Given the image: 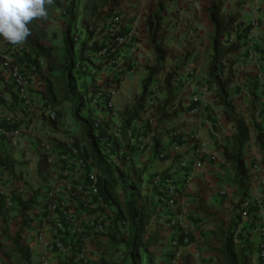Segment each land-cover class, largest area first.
I'll return each instance as SVG.
<instances>
[{"label": "trees", "instance_id": "1", "mask_svg": "<svg viewBox=\"0 0 264 264\" xmlns=\"http://www.w3.org/2000/svg\"><path fill=\"white\" fill-rule=\"evenodd\" d=\"M180 0H156V7L146 19L145 30L148 34L149 47L154 55V64L148 67V74L143 80L142 92L135 97L134 103L127 106L121 113L123 122V132L132 131L131 137H137L138 131L144 129L145 134L152 130L149 118L143 127L136 124L144 122V116L149 112V103L154 97V88L159 83V75L166 73L163 80L166 98L160 102L152 112L156 118L158 128L165 124L179 120L182 113H188L199 108L197 103L186 106L184 99L178 93L177 81L181 71L180 65L167 71L166 61L171 58L178 59L175 51L166 45L164 34V18L167 16L168 8L177 5ZM48 9L47 18L34 19L30 24V36L22 44L30 50L18 61V65L26 69L32 68L43 59L46 65L43 69L36 67L35 75L41 81L40 96L42 99V110L51 107L55 113V119H48L42 114L43 122L51 128L54 133L61 132L66 122V111L64 107L71 105V115L80 125V141H75L71 146L79 149L80 154L91 161L103 175L99 183L101 197L107 202L112 212V225L109 238L113 242L125 244L127 253L126 259L132 264H155L154 257L149 253L150 249L156 247L160 240L158 230L150 231L154 224V219L161 215V204L157 200L161 193L152 186V180L160 176L162 181L173 178L164 172L154 175L147 183L145 175L147 168L137 166L135 157V145L132 140L123 144L116 141L115 157L119 160L116 164L114 160L104 157L99 143L95 137L90 110V102L93 96L100 91L114 89L117 91L122 80L132 72L134 67L125 61L126 69L120 74L109 76L106 86L98 85V75L106 66H112L111 57H100L98 55L106 45L116 47L113 37L105 34V28L99 31L102 25L113 18H122L118 13L120 0H53L52 4L46 5ZM223 0H211L205 11V16L213 30V55L207 69V79L213 94V104L222 107L226 119L233 124L234 133L229 142L223 145L225 163L231 165L234 173L235 186L238 188L241 199L236 205L240 208V217L251 216L255 218L259 210V205L250 203L249 187L254 177L251 168L247 164V145L251 142L252 135L255 136V145L261 153L259 165L264 169V121H259L261 112L254 97L248 106V118L239 115L235 99L232 97L231 87L238 74L237 66L240 59L236 55L246 44L245 39L252 31L251 26H244L239 22L238 13L226 14L223 12ZM57 13H60L64 23L62 30V55L58 56L53 38L49 34L50 22L56 20ZM239 22L241 29L238 30L236 40L230 42L229 38L233 32V24ZM120 35H128L121 31ZM3 40L4 49L0 51V61L4 59V54L9 52L15 45ZM122 52L124 48L118 49ZM257 53L264 58V46L257 49ZM125 57V56H124ZM126 58V57H125ZM184 59H181L183 62ZM237 69V70H236ZM253 83L251 77H246ZM87 80L91 83L87 84ZM0 91L3 94H10L16 102L14 85L6 79L4 72L0 70ZM87 115H84L85 111ZM7 125H0V129ZM6 129H11L10 126ZM136 132V134H135ZM144 134V133H142ZM173 144L184 145V142L176 136L172 138ZM153 156L162 161L168 160V153L161 133H155L153 138ZM5 145V143H4ZM70 145L63 142L58 155L68 153ZM17 161L6 149H0V177L4 175L14 176ZM50 164L46 157H42L39 162L38 173L42 180L46 182V175L50 171ZM174 181V180H173ZM186 183V179H184ZM175 183V182H174ZM184 183V184H185ZM184 184L182 186H184ZM118 186L121 187L122 195ZM177 186V185H176ZM178 188V187H177ZM47 184L44 183L38 191L33 193L29 199L18 198V219L20 231L10 240L13 243V252L5 255L6 259H0V264H8L15 254L23 264H40L35 253H31L28 243H23L24 233L29 231V227L37 225L45 217L44 200H46ZM152 190V191H151ZM177 190V189H176ZM0 200L3 196L0 194ZM244 204H248L244 209ZM264 207V198L261 200ZM245 214V215H244ZM126 221L128 226L125 232L122 231L121 222ZM241 218L233 220L228 229L220 228L217 233L220 235V245L214 249L216 258L224 264H250L252 254L250 248L242 247L237 242L240 234L237 233ZM128 236L127 238L125 237ZM179 247H187L195 242V236L182 231L176 235ZM36 256V261L33 257ZM60 264H73L72 258H66Z\"/></svg>", "mask_w": 264, "mask_h": 264}, {"label": "crops", "instance_id": "2", "mask_svg": "<svg viewBox=\"0 0 264 264\" xmlns=\"http://www.w3.org/2000/svg\"><path fill=\"white\" fill-rule=\"evenodd\" d=\"M238 1L244 2V4L234 6L237 0H230L229 3H226V0H223V12L226 14L238 13L240 15L239 22H243L246 27L251 26V23L256 17L258 20L257 28H255L253 32L251 31L252 33H250L245 39L246 44L236 55V57L241 60L237 68L238 70L244 68L245 73L241 76L238 73L235 82L231 87L232 97L235 99L236 103L239 101V99L237 100L238 87L236 86H239L237 85L239 84L237 79L238 77H241L240 82L242 85H240L241 89H239V95L242 96L241 100L244 102L242 109L244 110L245 106H249L252 103L255 97V92L261 96L259 98L260 101H263L264 97V75L263 78L259 75V80L256 76L260 73L259 71H264V58L259 53H257L258 55L255 57L249 56L248 53V49L252 44H256V49H261L264 46V0ZM210 2L211 0H180L177 5L173 6V21L171 22L169 13L164 18L163 36L165 38V43L178 55L177 60L169 58L166 61L167 71H170L174 69L176 65H179L180 63L178 62L181 59H187V63L191 62L193 59L196 60L195 63H191L192 65L190 68L187 65V69L180 73L177 85H180L178 93L180 98L184 99L185 105L189 106L192 103H197L199 108L188 113H182L179 120L169 122L165 124V126L163 125L159 128L156 121L152 126V130L148 131L147 134H145L144 129H142L140 131L144 134H138V139L135 135L130 139L135 146H138L140 136H143V140L147 141L152 139L155 133L158 132L164 134L165 129H171L168 138H165L162 134L168 152V160L164 162L155 158L153 152L138 150V148L135 147L137 166L140 168H147V173L145 175L147 183H149L154 175H160L164 172L172 176L175 182L174 184L177 185V187L180 186L183 188L182 190L184 191V194L182 196V203H189L194 209L199 210L196 214L192 215V218H195L194 221L201 219V222L204 223L201 228L192 227V229H196L195 233L198 234V236H195V241H200L201 234H207V236L214 235L218 238L217 247H219L220 235L217 232L220 228L225 230L228 229L232 222L227 223L225 220L231 218L232 212L235 208L237 211H240V208L236 205L241 199V194L235 186L234 173L231 165L225 163L223 149H221L223 145H226L229 142L234 133V127L233 124L226 119L223 108L213 104V94L210 90L211 88L209 87L206 74L213 55V30L205 16V11L210 5ZM155 7L156 0H120V7L117 11L122 17V32L129 34L133 31V34L128 40V44L124 47V56L126 57L128 64H131L134 67L132 72L122 80L121 85L114 96L116 109L119 113L118 120L120 121L122 120L121 113L124 109L129 105L131 106L135 101L136 95L142 92L143 80L148 74V67L154 64V55L152 49L149 47L145 22ZM58 14L60 15V13H57L56 17H58ZM59 17L61 18V15ZM62 24H64L63 20ZM192 24L197 28L195 30L196 32L193 33L194 31L191 30L190 35H188L186 34L187 31L185 27H190ZM132 45L137 47L135 53L130 51ZM245 74H252L251 76L254 77L253 81H255V83L250 84L247 78L245 81ZM110 75L112 76L113 73L110 72ZM165 75L166 73L160 74L159 80L163 81ZM183 75L187 77H182ZM32 78L31 89H39V78L35 76ZM7 80L11 82L8 77ZM242 80H244L245 83ZM244 89L247 90V92L243 95L242 91ZM31 94L35 100V92H31ZM248 94H250V96ZM6 95L11 98L10 94H0V125H7L6 127L10 126V128H16L27 124L28 127L31 126L29 127L31 128V131L25 133L20 139H18L22 145L20 147H18V141L16 144H12L0 136V149H6L16 160L20 161V158H23L25 154V151H23L25 148L26 150H37L38 147L41 146L40 141H44V134H49L51 138H60L58 136H60L62 132H52L51 128L44 124L42 117L31 119L34 114H37L36 117H38L41 112L43 114V110L41 111L35 106H24L20 101L15 102L12 98L8 99ZM37 95L40 97V102H42L40 94L38 93ZM64 109L66 111V121H68L71 117V112L68 111L67 105ZM19 111L26 112V114L29 112V117L23 120L20 119ZM237 111H239V109H237ZM260 112L261 116L259 121H264V110L259 109V113ZM13 114H16L17 117L12 118ZM248 114V112L244 113L243 116L239 113V115L244 118H248ZM150 116L151 111L144 116V122H139L136 126L143 127ZM214 119L217 120L216 123H214ZM175 124H184L193 132V140L191 143L185 139L186 134L180 136L179 132L176 131L177 129L173 131V127L176 126ZM66 125L67 123L65 122L62 130H65L64 128ZM39 126L40 129H38ZM212 129H214L215 133H212ZM174 136L184 142V145H176L179 147L178 149L175 144H173L172 138ZM23 139L28 141H25L22 144V141H24ZM130 139L126 138L125 140L128 142ZM58 140L60 141L55 139L52 145V151L57 158L59 157L58 150L60 149V146H63L64 142L61 141V139ZM7 143H10L9 145H11V148L7 147ZM203 144L205 145V154L201 160V166L197 168L196 171L192 172V166L197 159L195 156L196 151L200 146H203ZM174 148L177 150L175 153H173ZM246 149L248 151L247 164L251 168V172L254 174L249 187V196L251 197L249 201L252 205L257 206V202L264 198V169H262L261 166L259 170L254 169V166L259 165L261 161V153L255 145L254 135H252L251 142L247 145ZM177 155L178 160L176 161L175 157ZM182 162H185L186 166H182ZM38 167L39 165H16L14 172L15 175L19 176V181H33L39 183L40 180L41 183L39 185L42 186L46 182L40 178ZM29 172L30 175H28ZM10 177L11 176L7 177L6 175L0 177L1 189H3L2 184L10 180L8 179ZM184 179H186V183ZM183 184L184 186H182ZM7 193L8 190L6 195ZM9 198H11L13 206H15L18 200L16 201L13 197ZM177 202L180 204L179 201ZM242 208H245V204ZM7 209L6 201L3 197V200H0V235L5 234V236L7 235L8 237L7 232L3 233L5 231L3 221L9 220L8 223L11 229V234L12 231L17 232L19 224H17V221L14 219H9V216L6 213ZM238 217L240 219V215H238ZM17 220L19 219L17 218ZM187 221V223L192 224L188 218ZM261 224H264V216H261L258 210L256 218L253 215H245L242 217L241 224L237 230V233L240 234L237 238L238 243H242L247 239L246 242L248 243L251 250L250 253L252 254L250 264H257L258 262L260 236L255 231ZM191 226L194 225L192 224ZM23 235L27 236L28 234L24 233ZM14 236H10L9 238H13ZM28 239L29 238H27V240ZM212 239L213 238H211L210 242ZM13 248L11 240L6 242L3 237H0V259L5 260V255L10 253V251L13 252ZM91 248L94 264L116 263L117 259H112L108 252L107 254L104 253V250L107 249V247L103 246L100 237L92 241ZM7 250L9 252H7ZM105 255H108L109 258L107 259ZM199 255L201 259L200 262H196L197 264H224L216 258V253L213 251L210 253L201 252L198 256ZM32 260L36 261V256H34ZM52 263L58 264V262H54L53 259L51 260V264Z\"/></svg>", "mask_w": 264, "mask_h": 264}, {"label": "built area", "instance_id": "3", "mask_svg": "<svg viewBox=\"0 0 264 264\" xmlns=\"http://www.w3.org/2000/svg\"><path fill=\"white\" fill-rule=\"evenodd\" d=\"M257 26L258 20L256 17L251 23L252 32ZM233 27L235 30H233L229 38L230 42L236 40L238 30L241 29L239 22H235ZM103 28H105L107 36L114 38L117 46L106 45L98 57L110 56L111 64L118 71H121L125 65L126 58L122 52L119 53L117 50L124 48L128 44L133 31L128 35H120L122 18L119 17L113 18L106 25H102L99 31ZM130 51L135 53L137 47L132 45ZM30 53V50L24 45H15L9 52L4 54V59L0 61V70L9 73V79L14 85L18 101L27 107H33V95L30 89L36 67L43 69L46 65V61L43 59H40L37 65L28 69L18 65V61ZM248 53L252 57L258 55L253 45L249 47ZM160 86H164L163 81ZM115 93L114 89L96 93L91 99L89 107L91 110L90 119L92 120L95 137L102 154L104 157L113 159L116 164H119L120 162L114 154L116 141L119 140L126 144L125 139L131 138L132 131L123 132V122L118 120L119 113L115 105ZM159 99H161V95L156 88L154 89V99L149 103V111H151L150 108L153 105L157 106ZM152 112L149 118L151 125L156 122ZM43 113L51 120L56 117V113L51 107H45ZM29 127L24 124L16 128L0 129V136L8 142L16 144L18 139L31 131ZM212 133H215L214 129H212ZM137 134L142 135V132L138 131ZM154 136L147 141H144L143 136H140L138 146L136 145L135 147L138 150L153 152ZM41 147L45 152L47 162L50 164V171L46 175L47 189L46 200H44L46 210L43 221L37 225L30 226L27 232L30 240L28 243L30 252L36 254L40 264H51L52 259L60 264L66 258H72L73 264H94L91 248L92 241L105 234L113 221L110 207L100 194L99 183L103 175L74 146L70 145L71 148L68 153H63L58 158H55L52 152V145L49 143L42 141ZM204 148L205 145L203 144L196 151L195 156L197 159L192 166V172L201 166V160L205 154ZM166 155L167 153L161 155V157ZM181 165L186 166V163L182 162ZM254 169L259 170L260 165L254 166ZM153 187L157 188L161 193V196L157 199L161 204V213L173 209L175 207V199L179 195L176 192L173 178L162 181L160 176H158L152 180L151 188ZM0 194L5 198L6 208L13 206L11 198L6 195L4 189L0 188ZM247 205L245 204V206ZM258 205L259 214L264 216V207L261 206L260 200L257 202ZM188 216L189 214L185 212L178 216L179 224L185 232H188L187 228H190V223H187ZM121 225L126 229L128 223L122 221ZM256 232L260 236L257 264H264V224L259 225ZM174 244L178 245V241L176 240Z\"/></svg>", "mask_w": 264, "mask_h": 264}, {"label": "rangeland", "instance_id": "4", "mask_svg": "<svg viewBox=\"0 0 264 264\" xmlns=\"http://www.w3.org/2000/svg\"><path fill=\"white\" fill-rule=\"evenodd\" d=\"M229 2H230V0H226V3H229ZM242 4H244V2H239L237 0V2L234 4V6L235 5L240 6ZM168 13L171 17V22H172L173 21V6H170L168 8ZM168 13H167V15H168ZM59 16L60 15L58 14V17H56V20L50 22L49 34H50V37L53 38V45L56 48L58 56L61 57V55H62V30L64 28V24H62V20ZM185 29L187 31L186 34L190 35L191 30L194 31L193 33H195L196 32L195 30L197 28H195V25L192 24L190 27H185ZM252 45L254 46V49L257 52V49L255 47L256 44H252ZM3 49H4L3 40H0V51H2ZM99 60H100V57H98L96 59V61H99ZM186 61H187V59H184L183 62H181V60H179L178 63H180L179 65L181 67L180 73L184 72L187 69V67H186L187 65L190 68L192 65L191 63L192 62L195 63L196 60L193 59L191 62H188V63ZM125 69H126V67L124 66L121 71H124ZM244 71H245L244 68L241 70H238L239 75L240 76L243 75V73H245ZM110 72H112L113 75H116L117 73L120 74V71H118V69H116L115 67L106 66L105 68L102 69L101 73H99V75H98L97 79H98V85L99 86H103V87L106 86L105 83H107L109 76H111ZM259 72L260 73L256 75L258 80L260 79L259 75H261V78H263V75H264V71H259ZM249 75L251 77L250 81H252L254 79V77L251 76L252 74H249ZM249 75L245 74L246 77H248ZM4 76L6 77V79H7V77L9 79V73L8 72H4ZM37 76L38 75H35V77H37ZM182 77H187V76L183 75ZM246 77H245V81H246ZM240 80H241V77H238L237 81L239 84H237V85H239V86H236V87H238L237 100L239 99V101L236 102V106H237V109H239L238 112L240 113V115L244 116V113L248 112L249 107L245 106V109L244 110L242 109L244 102H243V100H241L242 96L239 95V89H241L240 85H242ZM242 81H244V80H242ZM245 81H244V83H245ZM161 82H162V80H160L159 83L154 88V89L157 88L160 95H161V99L158 100L157 105L160 102L164 101L166 98V95H165L166 92L163 88L164 86L163 87L160 86ZM86 83L89 84L91 82L89 80H87ZM254 83H255V81H253V83H250V84H254ZM40 84H41V81H39V87H41ZM179 87H180V85L178 86V88ZM31 90H32L31 92H33V93L35 92V95H34L35 100L33 99V105L32 106L33 107L35 106L42 111V104H41L42 102H40V97L37 95L38 93H40L39 89L33 88ZM246 92H247V90L244 89L242 91V94L244 95ZM0 94H3L2 91H0ZM248 95L250 96V94H248ZM254 95H256V97L258 99L261 97L258 94H256V92L254 93ZM6 97L8 99H11L8 95H6ZM1 99H4V98H1ZM153 99H154V97H153ZM257 105H258L259 109L264 110V97H263V101L259 100L257 102ZM67 106H68V111L71 112L70 105L67 104ZM155 107L156 106L153 105L150 108V110L154 111ZM9 112H11V111H9ZM87 113H88V111L86 110L84 112V115H87ZM28 115H29V112H27V114H26V112L19 111V117L22 120L27 119V117H29ZM36 115L34 114V116L31 119L42 117V112L40 113V115L38 117H36ZM215 115H217V114H215ZM16 117H17V115L13 114L12 118H16ZM42 120H43V118H42ZM216 121L217 120L214 119V123H216ZM17 122H18V120H17ZM66 123H67V125L64 128L65 130H62L61 135L58 136L60 138H51V136L49 134H44V136H43L44 141L43 142L49 143L50 145H53V141L55 139L57 141H60L58 139H61V141L66 142L68 145H72L75 141L81 142L80 141V131H81L80 125L74 120L72 115H71L70 119L68 121H66ZM175 125L176 126L173 127L174 128L173 131H175L177 129L176 131L179 132L180 136L186 134L185 139L191 143L193 140V137H192L193 132L190 131L189 128L184 124H175ZM38 129H40V126L38 127ZM170 132H171V129H165L164 134L163 133H161V134H163L165 136V138H168ZM187 134H188V136H187ZM23 140L24 141H22V144L25 141H28L26 139H23ZM41 142L42 141H40V143ZM17 143H18V147L22 146L19 141ZM9 144L7 143V147L11 148V145H9ZM176 147H178V146H176ZM23 151H25V154H24L23 158H20V161L16 160L14 158V156H12L17 161L16 165H39V162L42 159V157H45V152L43 151V148L41 146H39L37 150H31V149L26 150V148H25ZM173 151H174L173 153H175L177 150L174 148ZM53 154H54V152H53ZM177 157H178V155L175 157L176 161L178 160ZM37 158H38V160H37ZM55 158H57V157L55 156ZM111 160H113V159H111ZM19 173H22V172H19ZM28 175H30V172L28 173ZM6 176L9 177L8 175H6ZM8 179H10V180H8L6 183L2 184L3 189L5 192H7V190H8L7 196L13 197L16 201L18 200V198H21L24 200L29 199V197L33 193L38 191L41 187V185H39L41 183L40 180H39V183L33 182V181L32 182L19 181V176L15 175V174L12 178L10 177ZM118 189L120 191V195H122L121 187L118 186ZM176 189H177L176 192H178L179 195L175 199V207L173 209L166 211V212H162L160 216L155 218L153 227L150 230V231L158 230L160 232V237H161L158 245L156 247L151 248L150 252H149L154 257L155 264H197L196 262H200V259H201L200 255L198 256V254H200L201 252H203V253H210L212 251L214 252V249L218 245V238L214 235L213 236L212 235L207 236V234H201L200 241H199L200 243L195 241L196 243L194 242L193 244L189 245V247H179L178 245L174 244V242L176 241V235L184 230L179 224L178 216L180 214H183L185 212V213H188L189 216L191 215L190 217L188 216V220L191 221L194 226H191L192 224H190V228H187V231H188V233H191L194 236H198V234L195 233L196 229L195 228L192 229V227L201 228L204 225V223L201 222V219L194 221L195 218H192V215L196 214V212H198L199 210L194 209L193 206L190 205L189 203L188 204H186V202L182 203V196L184 194V191L182 190L183 188H181L180 186L177 188V186H176ZM20 190H22V191H20ZM249 199H251L250 196H249ZM177 201H179L180 204ZM245 207H247V206H245ZM6 211H7L6 212L7 215L9 216V219L12 218L15 221H17V224H19V229L17 230V232L12 231V234H11V231H10L11 229H10V226L8 223L9 220L3 221V223H4L3 225L5 226V231L3 233L7 232L8 237H7V235L5 236V234L0 235V237L1 238L3 237L4 240L6 242H8L10 240V238H9L10 236H14L20 231V229H21L20 222L21 221L17 220V218H18V216H17L18 215V204H16L15 206H10ZM240 213H241V210L237 211V209L235 208L232 212L231 218L226 219L225 222L231 223L233 220L237 221L239 219L238 215H240ZM229 214H230V212H229ZM240 218H242V217H240ZM211 221H213V220H211ZM10 225H11V222H10ZM122 231L125 232L124 227H122ZM110 232H111V227L107 230V232L105 234L100 236L101 241L103 242V246L107 247V249L104 250V253L107 254V252H108L109 256H111L112 259L113 258H114V260L117 259L118 262L116 261V263L114 262V264H132L131 262H129L126 259L127 249H126L125 244H119L118 242H113L108 236ZM125 237L127 238L128 236L125 235ZM27 238L28 237L24 236L23 243H29L30 240L29 239L27 240ZM211 238H213V239L210 242ZM246 241H247V239H245V241H243L240 244L242 245V247L249 248V245ZM7 252H9V251L7 250ZM10 252H12V251H10ZM98 253H99V251H98ZM211 255H213V254H211ZM105 256L107 259L109 258L108 255H105ZM8 262H9V264H23L22 260H20L18 257H16L15 254L12 255V259Z\"/></svg>", "mask_w": 264, "mask_h": 264}, {"label": "clouds", "instance_id": "5", "mask_svg": "<svg viewBox=\"0 0 264 264\" xmlns=\"http://www.w3.org/2000/svg\"><path fill=\"white\" fill-rule=\"evenodd\" d=\"M53 0H0V37L12 45H21L30 36L29 24L47 18L46 5Z\"/></svg>", "mask_w": 264, "mask_h": 264}]
</instances>
